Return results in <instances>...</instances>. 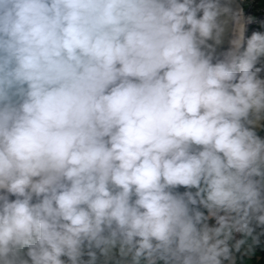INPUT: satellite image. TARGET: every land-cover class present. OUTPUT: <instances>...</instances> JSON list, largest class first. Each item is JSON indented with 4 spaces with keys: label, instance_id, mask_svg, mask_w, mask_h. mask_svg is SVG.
I'll return each mask as SVG.
<instances>
[{
    "label": "water",
    "instance_id": "1",
    "mask_svg": "<svg viewBox=\"0 0 264 264\" xmlns=\"http://www.w3.org/2000/svg\"><path fill=\"white\" fill-rule=\"evenodd\" d=\"M238 16L236 0H0V182L161 165L204 123L174 136L200 110Z\"/></svg>",
    "mask_w": 264,
    "mask_h": 264
},
{
    "label": "trees",
    "instance_id": "2",
    "mask_svg": "<svg viewBox=\"0 0 264 264\" xmlns=\"http://www.w3.org/2000/svg\"><path fill=\"white\" fill-rule=\"evenodd\" d=\"M259 53L253 46L238 47L216 101L223 102V109L152 171L127 178L81 164L54 184L57 192L49 201L28 203L29 219L0 221V264H85L95 247L114 235L125 240L128 256L147 257L154 264H242L244 254L247 264H264V161L246 144L240 121ZM210 163L225 166L233 176L229 209L242 217V229L250 237L246 253L231 245L203 252L193 242L204 213L191 182ZM106 189L123 195L105 196ZM46 203L50 207L44 210ZM36 205L39 210L31 211ZM31 221L36 226L28 233Z\"/></svg>",
    "mask_w": 264,
    "mask_h": 264
},
{
    "label": "crops",
    "instance_id": "3",
    "mask_svg": "<svg viewBox=\"0 0 264 264\" xmlns=\"http://www.w3.org/2000/svg\"><path fill=\"white\" fill-rule=\"evenodd\" d=\"M253 69L249 74L250 93L241 112V123L244 125L246 144L256 152V159L264 161V51L253 60ZM191 187L200 199V211L204 218L198 222L193 236L194 244L201 250H209L231 245L242 247L241 240L233 241V229L241 228L242 217H237L228 208L233 200V176L223 165L210 163L205 173L191 182ZM227 233V238L221 236ZM239 237V236H238ZM239 244V245H238ZM250 245L249 244L247 247ZM127 244L118 235L105 238L98 244L92 259L85 264H135L127 255ZM147 258V257H146ZM145 264H154L148 260ZM142 264L143 261H139Z\"/></svg>",
    "mask_w": 264,
    "mask_h": 264
},
{
    "label": "built area",
    "instance_id": "4",
    "mask_svg": "<svg viewBox=\"0 0 264 264\" xmlns=\"http://www.w3.org/2000/svg\"><path fill=\"white\" fill-rule=\"evenodd\" d=\"M237 9L242 22V37L238 47L253 46L259 51H264V4L261 0H236ZM222 91L213 102L206 120H215L217 114L223 109L224 104L216 103ZM205 120V122H206ZM219 127L217 131H221ZM56 182L39 187L22 186L9 183L0 184V221L12 219L26 220L31 214L28 207L29 202L41 204L49 201L57 192ZM231 200L228 208L233 205ZM31 227L26 228L27 232L33 231L35 221H31Z\"/></svg>",
    "mask_w": 264,
    "mask_h": 264
},
{
    "label": "bare ground",
    "instance_id": "5",
    "mask_svg": "<svg viewBox=\"0 0 264 264\" xmlns=\"http://www.w3.org/2000/svg\"><path fill=\"white\" fill-rule=\"evenodd\" d=\"M240 15L238 16L237 19V23L234 29V33L232 36V40L230 42V45L227 49V52L225 54V57L222 61V64L220 66V69L216 75V77L214 78L213 82L211 83L209 90L204 98V101L202 103V106L200 108V110L198 111L196 117L194 120L189 121L187 123H184L183 125H181L179 128H177L174 131V136H179L180 138H182L185 134L189 133L192 129H194L195 127L199 126L200 124H202L207 117V114L211 108V106L213 105L214 99L216 97V94L220 88V85L222 84V82L224 81L226 74L229 70V67H231V63L233 61V58L235 56V53L238 49L239 46V42L241 40V36H242V22H241V18H239ZM219 93V92H218ZM158 146L154 147L152 149V151L149 153V159H153V157L155 155H157L158 157L156 158V161H160V159H162V156L164 154L162 153H155L156 151H158ZM117 164H133L136 163L135 161L132 162H127L125 159H118L115 160ZM136 166H138V164H134L133 166H129L130 169L124 170V174L126 175H130L132 177H140L141 175H143V173L145 172V170L139 169ZM3 183H9V184H15V185H25V186H32L30 184H23V183H12V182H0V184ZM49 182H42L39 186L48 184ZM38 186V187H39Z\"/></svg>",
    "mask_w": 264,
    "mask_h": 264
},
{
    "label": "rangeland",
    "instance_id": "6",
    "mask_svg": "<svg viewBox=\"0 0 264 264\" xmlns=\"http://www.w3.org/2000/svg\"><path fill=\"white\" fill-rule=\"evenodd\" d=\"M240 18V17H239ZM225 82H226V79H224V81L222 82V84L220 85V88H219V90H218V92L220 93L222 90H223V88H224V86H225ZM217 92V94H216V97H215V99L218 97V95H219V93ZM215 99H214V101H215ZM209 114V113H208ZM208 114H207V117H208ZM206 117V118H207ZM117 176V175H116ZM103 193H105V196H111L112 194L116 197V198H120L122 195H123V191H121V190H112V189H106V190H104L103 191ZM234 194V193H233ZM108 197V198H109ZM233 197H234V195H233ZM107 199V198H106ZM43 207H42V209H48L49 207H50V204L49 203H46V204H44V205H42ZM39 207H40V205H36L34 208L32 207V210L31 211H33V212H36V211H38L39 210ZM234 215H238V214H236V213H234ZM237 217H240L239 215L237 216ZM227 233H225L224 235H222L221 237L222 238H227ZM233 241H236V242H238V240H241V242L243 243V245H242V250L244 251V249L245 248H247V246H248V244H249V240H250V237H249V235L248 234H246L245 232H244V230L242 229V226H241V228L239 227V225L238 226H235L234 227V229H233ZM239 236V237H238ZM239 245V244H238ZM205 251L204 252H207L209 249H208V247H205V249H204ZM245 253H246V251H244ZM128 257H130V258H132V261H133V263L135 262V264H137L140 260L141 261H143V263L145 264V263H148L149 261H147V258L146 257H141V258H139V257H137L136 255H131V256H128ZM241 263L242 264H247L248 262H249V258L246 256V254H244L242 257H241ZM153 263V262H152Z\"/></svg>",
    "mask_w": 264,
    "mask_h": 264
},
{
    "label": "clouds",
    "instance_id": "7",
    "mask_svg": "<svg viewBox=\"0 0 264 264\" xmlns=\"http://www.w3.org/2000/svg\"><path fill=\"white\" fill-rule=\"evenodd\" d=\"M205 122V121H204Z\"/></svg>",
    "mask_w": 264,
    "mask_h": 264
}]
</instances>
